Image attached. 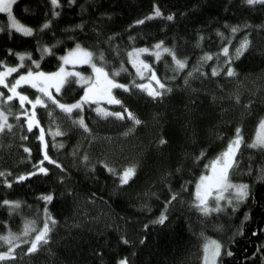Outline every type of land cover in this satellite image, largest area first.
Returning a JSON list of instances; mask_svg holds the SVG:
<instances>
[{"label":"trees","instance_id":"trees-1","mask_svg":"<svg viewBox=\"0 0 264 264\" xmlns=\"http://www.w3.org/2000/svg\"><path fill=\"white\" fill-rule=\"evenodd\" d=\"M154 5L163 16L134 23L147 17ZM55 10L60 14L54 17L51 0H15L13 14L36 30L30 36L14 29L9 32L7 13L0 12L4 29L0 31V60L15 65L19 63L15 52L30 51L32 59L40 60V69L52 72L59 66V57L80 41L96 52L97 60L103 50L109 70L123 61L127 71L116 77L122 83L135 77L139 84L148 77L135 76L127 50L152 47L163 40L178 56L187 57V67L175 73L170 54L164 53L160 60L152 53L141 54L171 91L152 97L133 84L129 90L113 89L139 118V124L134 125L126 114L123 118L102 115L94 103L73 109L71 115L53 104L36 107L45 151L63 168L44 158L38 128L29 129L28 117L17 115L23 110L31 115L32 105L25 101L21 106L17 99L1 105L7 114L6 124L12 126L0 130V172L4 173L0 176V234L22 232L25 218L42 227L45 206L56 223L50 239L37 250L29 253L28 243L17 244L13 249L16 255L0 260V264H116L120 257H127L129 264H202L205 238L221 241L220 264H264V179H257L264 169V151L250 147L256 125L264 116V3L59 0ZM169 13L172 20L167 19ZM46 19L52 23L41 30ZM231 25L240 26L235 34ZM217 30L225 34L223 38ZM245 35L250 44L234 57L235 74L226 75L227 57L219 49L228 44L230 53L234 52ZM37 42L51 45L52 52L41 59ZM204 52L218 53L219 59L214 55L201 62L185 83L186 72ZM214 65L219 68L216 75H212ZM27 66L37 70L31 59L25 58L14 75L27 71ZM82 94L83 86L69 79L56 97L72 103ZM106 108L124 110L119 104ZM78 115H83L88 129L73 123ZM237 125L242 127L244 142L232 178L249 184V196L235 209L222 200L220 210L202 213L192 203L195 182L205 171L204 164L226 147ZM161 139L165 142L159 143ZM201 150L204 155L196 160ZM85 154L87 163L95 168L87 167L82 159ZM101 159L119 171L134 164L135 174L122 185L118 176L97 163ZM38 161L49 169L47 173L34 171ZM29 171L34 174L15 179ZM5 180L12 181L11 185ZM42 193H52L53 199L45 202ZM173 193L177 195L173 197ZM6 199L20 204L9 211L10 206L2 203ZM161 211L167 217L164 223L156 222ZM9 246L0 240V251ZM229 250L231 255L226 254Z\"/></svg>","mask_w":264,"mask_h":264},{"label":"snow or ice","instance_id":"snow-or-ice-1","mask_svg":"<svg viewBox=\"0 0 264 264\" xmlns=\"http://www.w3.org/2000/svg\"><path fill=\"white\" fill-rule=\"evenodd\" d=\"M14 2L15 0H0V12L7 13L8 31L11 32L14 29L26 36L32 35L36 30L33 27L22 23L13 14ZM256 2L257 0H247L249 5H253ZM260 2L264 3V0H260ZM58 4L59 0H51V5L53 6L52 16L54 17L60 14L55 10ZM163 15L164 13L161 11L160 7L154 5V10L150 12L147 17L134 21V23L142 24L146 19L160 17ZM167 19L172 20L173 14L169 13L167 15ZM51 23L52 21L50 19H46L39 27L43 30L48 28ZM230 27L231 33L235 34L239 30L240 26L231 25ZM3 30V27H0V31ZM217 32L221 38L224 37L225 34L223 32H220L219 30H217ZM129 39H132V37H129ZM228 41L231 43V36L228 37ZM249 44L250 41L245 35V37L242 38L236 46L234 52L230 53L228 44H223V46L219 49V51L224 53L227 57L224 61V63L228 65L226 75L232 76L235 74L232 61L234 57L238 58L244 50L248 48ZM37 49L40 52L41 59H43L46 54L52 52L51 45H41L39 42H37ZM8 51L11 53L13 52V49H8ZM143 53H152L156 60H160L164 53L170 54L175 73H179L187 67V57L181 58L177 55L174 47H169L165 45L163 40H159L156 41L152 47H132L127 50V59L135 69V76L148 78L144 83L139 84L135 83V77L129 83H122L116 77L119 76L121 72L127 71L124 67L123 61L121 62L120 67H113L109 70L103 50H100L99 59L97 60V54L94 50L84 47L80 41H76L74 47L68 48L65 53L59 57V66L52 72H45L43 69H40V60L32 59V53L30 51L15 52V55L19 60V63L15 65H9L5 61L0 60V65H3V68L0 69V85H3L8 90V93H10L9 95H5L4 92H0V97L9 101L12 100L13 97H18L21 106L25 104V101L32 105V109L30 110L31 115H29L28 112L17 113V115H24L28 117L27 123L29 129L33 127V124H39V121L35 119L36 106L46 105L49 100L69 115L73 113V109L81 110L83 109L85 103L95 101L97 104L95 110L98 113L118 118H123L126 114L127 117L134 122V125L139 124L141 123L139 118L134 112L128 109L127 106L123 105L122 100L114 95L113 89L129 90L130 84H133L135 87L147 91L152 97H162L165 91H171L169 85L162 82L157 76V73L152 65L147 60L142 58L141 54ZM214 55L217 59H219L218 53L214 54L211 52H204L199 57L197 64L193 65L191 70L186 72L184 77L185 83H187L188 78L198 70L201 66V62L211 60ZM25 58L31 59V65H35L37 70H33L31 66H27V71H20L19 74L15 76L14 80L9 82L6 78L25 64ZM66 65H71L72 67H66ZM77 65H89L91 71L89 73L79 71L76 68ZM218 71L219 68L214 65L212 67V75H216ZM204 74L207 75V73ZM69 79H74L77 85L83 86V94L79 97V99H76L72 103H63L60 99H57V97L53 95L52 89H54L55 92L60 93L62 86L68 83ZM151 81H154L156 86H154ZM20 85H30L32 88L38 90V94H36L35 98L32 99L24 91L18 90ZM236 99L239 100V96H237ZM101 101H107L109 104L122 105L124 110L112 112L110 109L101 106ZM0 103H2V101H0ZM6 121L7 114L3 108H0V130H2L5 126L11 128L12 125L6 124ZM76 122H78L84 129H88V125L85 123L83 115L76 116L73 123ZM57 131H59V129H57ZM39 139L41 141L44 140L43 128L40 129ZM164 142L165 141L163 139L159 141V143ZM242 142H244L242 127L237 125L235 127L234 134L228 140L226 147H224L214 157L209 159L208 163L204 164L205 171L201 172L195 182V199L192 201L193 204L199 206V210L202 213L207 214L213 210H220L224 207V205L221 204L222 200L227 201V203L231 204L233 209H235L239 202H242L249 196V184L232 178L233 172L235 171L236 155L240 150ZM250 147L264 151V116L259 119V122L256 125L255 136L250 142ZM26 151H30V149H26ZM203 155L204 150H201L200 156H196L195 159L200 160V157ZM44 158L51 161L52 164L59 165V167L63 168V165L59 164V161L54 160L51 156H49L47 151L44 152ZM82 159L86 163L89 161L87 154H85ZM37 163L39 166L35 167V172L47 173L49 171L47 167L43 166L42 162L38 161ZM97 163L103 165L108 172L118 176L119 183L122 185L127 183L129 178L135 174L136 170V165L134 164L124 166L123 170L119 171L106 160L101 159L98 160ZM87 167L95 168V164L87 163ZM33 174V172L29 171L16 176L15 179L24 180L25 177H30ZM3 175L4 173L0 172V176ZM60 179L63 180L64 177L61 176ZM257 179H264V169L260 170V173L257 175ZM4 182L9 185L12 183L10 180H5ZM172 195L175 197L177 194L173 193ZM41 198L47 202L53 199V195L52 193H42ZM2 203L9 205V211H12L14 207L19 206L20 201L6 199ZM44 214L42 227H37L34 220L25 218L22 232L15 233L9 230L6 234H0V240L10 245L7 251H0V260L10 256H15L16 253L13 249L17 247V244L28 243L30 246L27 247V251L31 253L37 250L41 244L46 243L47 240L50 239L49 233L52 225L56 223V219L54 216H51L47 206L44 208ZM166 219L167 217L165 212L161 211L156 222L164 223ZM147 226L148 225H144L145 228H147ZM33 231L35 232L34 238H31L28 241L21 239L22 236H28V234ZM120 239L124 240L125 243H128L124 236H121ZM202 248V264H220L219 258L221 257L222 249L221 241L212 238H205ZM226 254L231 255L230 250ZM116 264H129V260L127 257H120Z\"/></svg>","mask_w":264,"mask_h":264},{"label":"rangeland","instance_id":"rangeland-1","mask_svg":"<svg viewBox=\"0 0 264 264\" xmlns=\"http://www.w3.org/2000/svg\"><path fill=\"white\" fill-rule=\"evenodd\" d=\"M66 67H72V66H71V65H66ZM82 67H89V70H84V69H82ZM76 68H77V70H79V71H83V72H85V73H89V72L91 71L89 65H77ZM14 73H15V72H14ZM14 73H12L10 76H8V77L6 78L9 82L13 81L14 78H15V76L18 75V74L14 75ZM4 90L7 91V94H5V91H4ZM18 90H20V91H24V92H25L30 98H32V99H34V98H35V95L38 94V90L32 88L30 85H20ZM52 91H53V95H55V96L58 95V93L55 92L54 89H52ZM0 92H4L5 95H9V94H10V93H8V90H7L3 85H0ZM13 99H17V100L19 101V98H18V97H13ZM0 101H2V103H0V108H1V105H2V104L6 103V102H9V100H4L3 97H0ZM90 103H94V104H96L95 101H92V102H90ZM49 104H53V105H55V104H54L52 101H50V100L48 101V103H47L46 105H49ZM100 104H101V106H103V107H106V106L110 105L107 101H101ZM46 105H37L36 107H45ZM55 106H56V105H55ZM96 106H97V104H96ZM22 112H25V111L23 110ZM27 120H28V119H27ZM27 125H28V123H27ZM34 125L37 127V124H33V126H34ZM37 128H38V133H39V136H40V129H41V127L38 125ZM40 146H41V152H42V154L44 155V152H45V140H43V141L40 140ZM210 199H211V198H210ZM34 235H35V232L33 231V232H31V237H30V235L28 234V236H25V237H23V238H24L25 241H26V240H30L31 238H34ZM21 238H22V237H21ZM29 246H30V245H29Z\"/></svg>","mask_w":264,"mask_h":264}]
</instances>
